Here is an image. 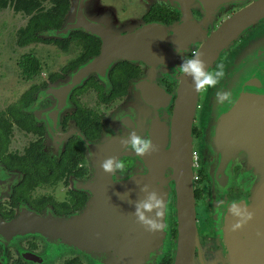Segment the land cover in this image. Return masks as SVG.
<instances>
[{
  "label": "water",
  "instance_id": "water-1",
  "mask_svg": "<svg viewBox=\"0 0 264 264\" xmlns=\"http://www.w3.org/2000/svg\"><path fill=\"white\" fill-rule=\"evenodd\" d=\"M263 21L264 0H254L222 25L210 39L219 42L221 47H205L198 51L202 53L209 70L215 67V61L229 44L233 45L234 40L256 29ZM79 27L71 13L64 28L43 34L44 37L58 38L82 29L100 35L103 41L98 57L78 67L64 83L47 90L46 93L57 97L60 113L67 108L70 94L91 74L105 81L109 70L125 60L134 63L143 61L147 66L146 76L136 83L127 100L112 115L98 144L90 143L75 129L64 135L66 139L72 134L79 135L89 154L93 155V161L102 170L100 181L110 179V183L104 182L106 186L104 191L99 192L98 200L104 203L107 212L101 216L104 218L102 223L91 221L88 214L59 222L31 213L29 223L23 218L11 223V228L15 232L60 235L87 250L102 251L115 247V261L109 259L111 264H155L169 238L166 211L160 218L164 227L156 232L147 231L133 215L134 205L146 197L147 193L142 189L148 185L149 191H156L163 197L166 207L171 195L175 196L177 237L173 264H215V256L208 254L198 227L195 160L199 155L208 173L214 217L222 214L225 232L227 225L264 223V26L236 47L228 60L222 63L224 79L207 92L202 112L201 138L204 145L199 152L195 151L193 130L201 93L194 90L191 78L181 76L177 94L170 95L158 86V79L155 78L157 73L173 69L186 53L194 51L195 48H192L178 50L183 51L182 54H172V36L177 32L180 40L185 28H166L154 23L124 35L99 29L93 32L87 24H82L84 28ZM179 45L175 46H183L182 43ZM218 91L230 93L231 102L217 103ZM174 96L177 97L173 116H170L168 109ZM165 119L172 127L171 140ZM132 131L143 137L148 133L156 151L148 156H138L132 176L114 182L112 175L105 173L100 165L108 157L120 159L130 152L123 147L121 140ZM237 166L241 168L239 183L243 190L251 192V197L235 204L230 201L228 192ZM249 213L252 214L250 220L247 219ZM58 224L75 225V229L57 230ZM125 231L142 233V237H136L137 241H142L144 246L149 245L148 250L142 255L129 251L125 255L120 253V244L124 240L118 242L114 234ZM105 264H110L107 258Z\"/></svg>",
  "mask_w": 264,
  "mask_h": 264
},
{
  "label": "flooded vegetation",
  "instance_id": "flooded-vegetation-1",
  "mask_svg": "<svg viewBox=\"0 0 264 264\" xmlns=\"http://www.w3.org/2000/svg\"><path fill=\"white\" fill-rule=\"evenodd\" d=\"M67 1L69 2L68 11L62 25L39 33L38 36L41 38V41L26 46L19 45V32L28 26L30 19L33 15H36V12L30 15L24 11H16L10 5L0 9V13L12 10L14 14L27 18L26 24L16 32L15 43L17 48L26 49L33 45L43 44L64 53H70L73 48L77 49L74 58L62 67L60 71L51 72L48 75L43 73L44 67L36 54H24L17 63L21 76L28 82L35 81L42 74L47 75V77L42 81L31 84L16 102L0 111V125L6 123L8 126V128H0L1 142L2 144L7 143L5 150L0 147V264H105L106 258L111 264L109 259L112 258L114 262V256L117 251L115 247L102 251L87 250L60 235H54L53 233L15 232L10 226L11 223L23 218L29 223L31 213L40 215L45 220L53 219L59 222L72 220L74 217L88 214L91 221L98 220L101 223L103 222L104 218L101 216L107 210L103 202H98L100 197L99 192L104 191L106 186L104 184L105 180L100 181L102 170L93 161V155L89 154L79 135L72 134L68 139L64 135L75 129L86 138L75 119L79 115L80 118L88 120L90 123L93 120L101 123L102 128L99 137L93 140L86 138L90 143L98 144L112 115L121 108L122 104L127 100L128 95L134 90L136 83L146 76L147 66L143 61L135 63L126 60L120 61L118 63H129L131 66H135L138 73L136 77L129 79L127 93L124 97L109 100L113 89L110 71L118 64L116 63L109 70L107 80L104 81L96 74H91L88 79L77 86L70 94L67 108L64 111L60 113L58 108L50 111L58 100L57 97L46 92L51 87L64 83L77 70L75 68L74 70L64 72V69L69 64L77 61L84 54V44L79 38L81 37L80 35H85L83 38L86 39V43L89 41L93 47L99 48L98 54L89 58L87 62L100 55L103 41L100 35L92 34L82 29L69 32L67 35L58 38L44 37L43 34L47 31L64 28L71 13L76 25L80 26L79 28H84L82 24H87L93 32L98 29L107 31L106 28H137L138 30L154 23L162 24L166 28H185L180 40L176 34L177 32L173 34L172 42H170V47L174 49L172 50V54L176 55L180 52L178 50L186 51L192 48H195L194 51L186 53L173 69L167 67L168 70H162L155 77L158 79V86L162 87L170 95H174L177 94V90L180 87L179 78L182 74L179 72L178 67L183 63L184 57L191 58L193 52H198L205 47L213 49L221 47L219 42L215 40L210 41V39L215 36L222 25L226 24L227 21L232 19L241 10L251 5L254 0ZM55 5L53 0H40L38 10L46 13ZM89 12L102 13L103 17L98 16V14L90 16ZM181 23L183 25H180ZM263 26L264 21L255 27L256 29H251L239 39L234 40L233 45L232 43L229 44V47H226L219 55L218 60L215 61V67L217 64H222V62L228 60L236 47L243 43L258 28H262ZM72 34H78L79 37L75 41L70 42L67 48H64L62 44L57 42L71 39ZM179 43H182L183 46H175L179 45ZM183 51L180 53L182 54ZM28 57H33L38 63V71L33 76L25 73L24 64L29 62L27 61ZM33 88H36V90L28 104L26 95ZM176 97H173V104L168 109L170 116H173ZM13 106H19L21 112L31 120L28 124L29 129L15 121L10 112ZM36 109L44 111L41 114L42 118L37 116ZM200 111L201 108L199 106L193 130L195 149L199 147L202 139L203 122ZM55 120L60 121V127L63 131L59 135L58 152H55V146L50 143L48 133L50 121ZM164 123L167 130H169L167 132L171 140V124L166 119ZM19 133L34 137L23 148L22 152L13 151L11 148L14 139ZM144 137L149 138L148 133ZM75 138H79L82 141L85 147L84 153H79L76 150L69 153L65 151L66 145ZM33 143L42 144L43 152L41 154L34 156L26 154V151ZM22 157H27L28 161L21 162L19 158ZM34 157H37L39 168H30V161ZM120 160L125 163L126 171L123 174L117 172L115 175H112L114 182L119 181V179L120 181L127 180L132 176L131 174L136 171L134 168H136L138 156L130 150ZM16 163H22L27 168H17L15 167ZM240 169V166L235 168V178L228 192L230 201L235 204H238L242 199L251 197V192L243 190L240 186ZM106 183H110V179ZM172 185L174 184L172 183ZM205 196V206L202 209L200 203L203 197L197 200L198 227L202 243L205 245L207 240L212 241L211 246H213V251L211 252H214L215 264H264V223H257L255 225L254 223L243 224L236 230H233L234 225H227V232H225V227L221 220L222 214L214 217L211 205V187L209 188V193H205ZM174 199L175 196L172 194L166 207V228L169 232V238L165 243L163 253L155 260V264H173L177 237ZM56 229H75V225L58 224ZM115 235H117L118 242L119 240H124L119 248V252L124 255L127 251L136 255H142L149 248V245L144 246L142 241H137L138 237H142V233L125 231L119 234L115 233Z\"/></svg>",
  "mask_w": 264,
  "mask_h": 264
},
{
  "label": "rangeland",
  "instance_id": "rangeland-1",
  "mask_svg": "<svg viewBox=\"0 0 264 264\" xmlns=\"http://www.w3.org/2000/svg\"><path fill=\"white\" fill-rule=\"evenodd\" d=\"M98 13L89 12L90 16L97 15ZM71 15V14H70ZM103 17L102 13H99L98 16ZM68 21V20H67ZM27 22V18L16 15L12 10L0 13V111L4 110L10 104L16 102L21 94L26 91L31 84L34 82H39L44 80L48 74L55 71H60L62 67H64L77 53V49L73 48L70 53H64L60 50L54 49L52 47L38 44L30 46L26 49H19L16 47V32L17 30L24 26ZM107 31L116 33V34H124L125 32L130 33L132 31L137 30V28H106ZM236 49V48H235ZM234 49V51H235ZM36 54L37 58L41 61L44 69L43 73L39 78L35 81L28 82L26 81L20 73V69L18 67V61L20 57L24 54ZM227 61V60H226ZM225 61V62H226ZM225 62H222L223 64ZM207 94V93H206ZM203 93L200 95L201 99H199V106L201 108L200 113L203 112V106L205 103V96ZM57 108V101L53 108L50 111H53ZM42 111V112H41ZM36 114L39 118L41 114H43V110L36 109ZM54 120V119H53ZM49 141L52 145L55 146V152H58L60 137L59 135L63 133L60 127V121H50L49 125ZM34 137L27 136L19 133L12 143V150H16L19 152L23 151V148L28 144L30 140ZM204 145L203 140L199 144V147L195 149L196 152L201 151ZM195 160V174H196V188H200L202 190L203 200L200 203L201 209L204 207V201L206 200L205 193H209V188L211 187V201L212 200V185L211 181L208 178V173L206 169L202 166L200 161V156ZM204 170L206 174V178H203L199 174V171ZM210 182V185H209ZM241 186V184H240ZM242 187V186H241ZM210 199V197H209ZM212 205V204H211ZM211 208V206H210ZM200 213V210H199ZM207 245L208 254H214L213 246L211 240H207L205 242Z\"/></svg>",
  "mask_w": 264,
  "mask_h": 264
},
{
  "label": "trees",
  "instance_id": "trees-1",
  "mask_svg": "<svg viewBox=\"0 0 264 264\" xmlns=\"http://www.w3.org/2000/svg\"><path fill=\"white\" fill-rule=\"evenodd\" d=\"M55 2V6L47 11L46 13H42V10H38L40 7V0H0V9L6 8L9 5L12 6L16 11H24L28 14H33L36 12V15H33L30 19L28 26L24 29H21L19 32V45L26 46L34 42L41 41V38L38 36L39 33L49 30L52 27H60L64 21V18L68 11V1L67 0H53ZM72 34L71 39L57 41L67 48L70 42L75 41L78 37L84 44V54L75 62L69 64L64 72H68L78 68L87 62V60L98 54V47H93L91 42L86 43V39L83 38L85 35ZM27 63L24 64L25 73L29 76H33L38 71V63L35 61L33 57L27 58ZM138 75L136 71V67L131 66L129 63H118L115 67H113L110 71V80L112 83V94L109 96V100L119 99L126 95L128 89L129 79L131 77H136ZM54 79V78H53ZM36 88H33L30 92L27 93L26 97L28 98L27 102L29 104L30 98L35 92ZM22 104V103H21ZM11 114L14 117L15 121L18 124L23 125L28 128V124L31 120L28 119L26 115L21 112V108L19 106H13L11 108ZM76 122L87 139L93 140L99 137L102 125L99 121L93 120L91 123L88 120L82 119L77 115L75 117ZM0 128H8L5 124L0 125ZM0 147H7L6 144H2L1 136H0ZM76 150L79 153L85 152V147L82 141L79 138H75L71 140L67 145L65 151L72 152ZM43 152V146L39 143L31 144L30 148L26 151V154L34 156L37 154H41ZM21 162L28 161L27 157L19 158ZM30 168H39L37 157H34L31 161ZM15 167L20 169H26V165L22 163H16ZM199 174L206 178V174L204 170L199 171ZM202 190L200 188H196V198L197 200L202 199Z\"/></svg>",
  "mask_w": 264,
  "mask_h": 264
},
{
  "label": "clouds",
  "instance_id": "clouds-1",
  "mask_svg": "<svg viewBox=\"0 0 264 264\" xmlns=\"http://www.w3.org/2000/svg\"><path fill=\"white\" fill-rule=\"evenodd\" d=\"M182 77L191 78L194 84V90L197 93H207L216 86L225 77L223 64H217L215 69L209 70L206 61L202 59V53L193 52L192 57H184L183 63L178 67ZM217 103L231 102L230 93L217 92ZM125 149L131 150L135 155L144 157L151 155L156 151V146L151 139L139 135L136 131L128 133L125 139L121 140ZM100 167L105 173L115 175L117 172L123 174L126 171L125 163L119 158L112 156L103 160ZM147 193L146 197L135 203L133 215L137 218V223L141 224L147 231L156 232L161 230L164 225L161 223V217L166 211V205L163 197L156 191H149V186L145 185L142 189ZM235 210V205L233 206ZM239 215V212H236ZM247 219H252V214L247 215ZM241 227L240 223L233 226V230Z\"/></svg>",
  "mask_w": 264,
  "mask_h": 264
}]
</instances>
